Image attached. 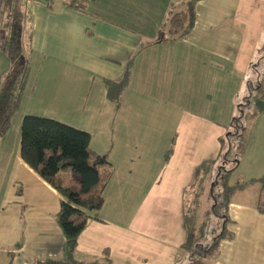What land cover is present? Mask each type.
I'll list each match as a JSON object with an SVG mask.
<instances>
[{"label": "crops", "instance_id": "0c3cea01", "mask_svg": "<svg viewBox=\"0 0 264 264\" xmlns=\"http://www.w3.org/2000/svg\"><path fill=\"white\" fill-rule=\"evenodd\" d=\"M188 1L88 0L83 12L78 0L74 6L26 0L24 41L33 51L28 82L35 76L30 95L75 107L72 124L91 135L90 149L113 169L102 208L78 238L75 256L83 264H174L187 237L184 218L201 166L217 159L234 106L248 95L246 84L256 82H245L247 70L237 62L243 30L249 36L264 25V0H200L193 31L171 42L163 25ZM8 69L0 50V81ZM127 70V87L113 103L108 83L122 80ZM234 73L239 77L231 81ZM26 103L22 117H44L45 105L30 110ZM249 172L239 170L236 180L259 179ZM14 179L23 185L0 206V264L60 258L64 236L56 214L62 197L22 160L14 164ZM260 193L256 181L233 195L226 224L232 236L209 264H264ZM185 260L181 255L177 264Z\"/></svg>", "mask_w": 264, "mask_h": 264}, {"label": "trees", "instance_id": "16d2710c", "mask_svg": "<svg viewBox=\"0 0 264 264\" xmlns=\"http://www.w3.org/2000/svg\"><path fill=\"white\" fill-rule=\"evenodd\" d=\"M75 1L68 0L66 5L74 6ZM78 1L76 8L84 12L88 0ZM198 1L200 0H189L183 10L172 13L163 25L171 42L179 41L193 31ZM29 16L26 0H3L1 28L5 37L0 50L9 62V69L0 81V139L9 131L11 120L20 109L27 93L33 54L24 43V25ZM128 80L127 70L122 80L108 83L107 95L110 101L118 104ZM246 89L248 95L243 99L244 103L237 106L240 115L231 122L234 131L221 140L217 159L201 166V178L196 185L198 193H193V197L188 199L184 218L187 237L178 251L179 257L183 255L189 260L188 264H209L210 256L218 249L221 241L231 238L232 235L226 230V224L229 221L228 206L235 193L256 181L260 184V192H264V172L257 180L239 182L235 177L236 165L246 150L245 132L252 126L256 117L264 112V78L248 82ZM90 140L91 135L88 132L54 119L35 115H25L21 119L19 129L21 160L62 197L56 214V223L64 236L61 257L36 260L33 264H83L75 256L78 238L92 214L102 208L104 189L113 171L103 157L90 149ZM171 153L172 149L167 152L165 160ZM220 161L233 166L228 169L223 165H217L214 176L208 180L210 170ZM104 166L107 170L100 173L99 168ZM65 169H71L79 176V187L62 184L60 172ZM206 181L210 182L207 198L211 201L199 221L198 208L202 202L199 196H203L206 190ZM260 200L261 198L258 199L256 207L259 212L264 213V206L260 204ZM212 220L215 225L212 224ZM209 231L212 233L210 243L203 245ZM179 257L174 264L178 263ZM11 259L12 254L10 261ZM101 264L113 263L107 259Z\"/></svg>", "mask_w": 264, "mask_h": 264}, {"label": "rangeland", "instance_id": "374dc122", "mask_svg": "<svg viewBox=\"0 0 264 264\" xmlns=\"http://www.w3.org/2000/svg\"><path fill=\"white\" fill-rule=\"evenodd\" d=\"M246 35L247 32L243 30L242 48H241V50H244L241 54V58L243 59L240 58L237 64L241 67H244L247 70V72L245 73L246 75L245 82L248 79H253L257 81L258 79H261L264 74V25L260 26L257 33L249 34V36ZM24 36H25V32H24ZM246 58L247 59L251 58V62L248 63V60H246ZM34 77L35 76H33L32 80L31 78L29 79L28 82L29 88H27V93L25 95L26 101H23L20 109L13 116L11 120L10 129L8 133H6L7 135L4 138H2V140L0 141V206L4 201V197L7 194L9 193L14 194L17 190V186L20 185L22 188L23 185L22 183H16V180L14 179V164L16 161L21 160L19 156V129H20L21 119L23 118L22 117L23 111L27 109L26 102H28V105L30 106V110L39 109L40 104L45 105L47 109L44 110V112H42L44 113L43 114L44 117L50 118L52 115L53 118L50 119H54L66 125L76 127L75 124H72V123H77L76 116L71 115L75 107L67 108V104H61L59 102L57 103L49 102L50 97H42L38 95L37 97H34L33 95H30ZM238 77L239 75L237 73H234L233 80L231 81H236V78ZM41 81H42V77L39 78L38 84ZM42 84H44V82ZM59 85H60V81H58L55 88H58ZM241 99H238V102L234 106L235 109L234 115L236 116V118H238V116L240 115V113L237 112V106L244 103ZM182 107H185V104L180 103L179 109H181ZM248 125H246V127ZM231 131L234 130L232 129L230 131L228 130V133H231ZM244 137L246 143L245 144L246 150L241 160L240 166L237 172H235V176L238 175L239 170L242 169L244 171H250L249 173H251L252 175L251 177L260 178L263 175V170H264V166H263L264 162H262L263 154H264V112H262L256 117L251 127L247 128ZM7 155H9V158ZM6 160H9L11 162L6 164ZM218 163L214 165L210 170L208 180L210 179L211 176L212 177L214 176L213 174L215 173L217 165H223L228 169L231 168L230 164H226L223 161H220ZM60 176L63 178L62 184L64 186H72L76 188L79 187V176L75 174L71 169H67V171H61ZM251 188H255V187H251ZM194 193L195 194L198 193V190L196 188L194 189ZM199 197L200 199H202V202L200 203L198 208L199 211L198 219L200 221L203 212L207 208L206 206L210 205L211 199L210 201L208 200L209 198L208 192L203 196L200 195ZM250 199L251 197H248L245 199H241L240 201L248 202ZM133 202L134 200H132V203ZM260 204L264 206V199L261 198ZM96 214L97 213H93L92 215L94 216ZM212 224H214L213 220H212ZM215 228L216 226L214 227V229ZM217 232H219V230H217ZM211 234L209 231V234L206 236L205 242L202 243L203 245H208V243H210ZM188 261L189 260L186 258L185 260L186 264H188Z\"/></svg>", "mask_w": 264, "mask_h": 264}]
</instances>
